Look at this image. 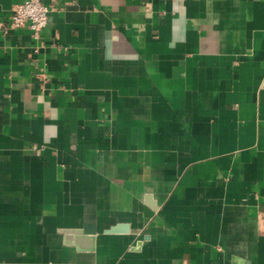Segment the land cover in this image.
<instances>
[{"label":"crops","instance_id":"crops-1","mask_svg":"<svg viewBox=\"0 0 264 264\" xmlns=\"http://www.w3.org/2000/svg\"><path fill=\"white\" fill-rule=\"evenodd\" d=\"M23 1L0 264H264V0H42L37 39Z\"/></svg>","mask_w":264,"mask_h":264},{"label":"built area","instance_id":"built-area-1","mask_svg":"<svg viewBox=\"0 0 264 264\" xmlns=\"http://www.w3.org/2000/svg\"><path fill=\"white\" fill-rule=\"evenodd\" d=\"M52 6L42 0H25L13 6L10 15V26L20 28L29 26L34 38H39L49 22Z\"/></svg>","mask_w":264,"mask_h":264},{"label":"water","instance_id":"water-1","mask_svg":"<svg viewBox=\"0 0 264 264\" xmlns=\"http://www.w3.org/2000/svg\"><path fill=\"white\" fill-rule=\"evenodd\" d=\"M120 229H122V227H119V228H116V229H113V230H111V231H120ZM140 246V244H138V247Z\"/></svg>","mask_w":264,"mask_h":264}]
</instances>
